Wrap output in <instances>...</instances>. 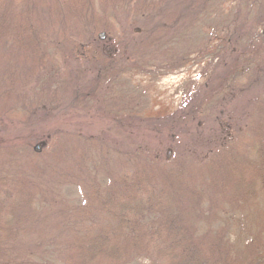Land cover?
Masks as SVG:
<instances>
[{"label": "trees", "instance_id": "obj_1", "mask_svg": "<svg viewBox=\"0 0 264 264\" xmlns=\"http://www.w3.org/2000/svg\"><path fill=\"white\" fill-rule=\"evenodd\" d=\"M219 1L179 0L180 11H176L170 7L171 0H0V52H10L11 56L26 62L24 78H13V81L26 82L35 71L49 69L53 71L51 77H56L59 66L53 54H60L64 49L60 47L63 36L56 35L54 24L69 27L70 21L75 22L73 25L80 21V25L89 24L91 32L100 30L110 36L111 18L123 16L127 23L131 21L138 28L133 32L132 27L129 31L123 30L122 37L129 42L128 46L124 40L111 50L98 48L91 56L93 69L98 56L108 63L102 77V65L97 75H94L96 70L94 77L90 75L95 81L89 87L95 89L104 75L110 74L113 80L135 62L134 56L145 57L158 42L151 36L167 28L173 29L185 20L193 25L202 23L208 14L222 11L225 4ZM245 1L253 15L260 0ZM43 8L52 16L51 25L45 22L43 15L39 16ZM135 15L138 19H134ZM221 18L224 32L229 26V15L222 11ZM240 18L247 21V15ZM103 35L96 40L98 47ZM235 35L234 28L224 57L234 53ZM149 36L151 47L139 45L142 38ZM134 39L136 44H133ZM214 41H209L210 52L205 56L211 62L221 59L219 45L215 46ZM159 45L163 47L167 43L159 41ZM83 48L78 45L70 56H76L79 51L84 57ZM259 50L264 51V42ZM140 59L141 68L149 66L145 59ZM183 63L172 62L159 70L170 72L173 64L179 70ZM261 63L259 71L264 72L263 57ZM64 65L67 66V62ZM232 76L233 72L230 81ZM207 85L196 91L193 108H184L182 114L167 118L172 121L170 124L175 122V127L187 130L191 117L194 129L201 131L205 124L212 123L203 117L212 103L204 98L205 89L211 87ZM16 86L23 88L19 94L12 91ZM26 87L28 85L14 83L4 91L0 86V102H4L0 106L1 119L13 116L14 121L26 127L33 122L29 117L32 113L46 116L47 106L38 111L33 110L34 104L26 106L24 114L18 111L5 114L13 109L3 108L5 104L22 96ZM215 124L221 125L218 134H222L223 124L218 120ZM31 134L30 141H34V130ZM259 134L247 143L232 139L217 149L212 158L200 157L197 165L180 159L176 150L174 156L152 157V160L126 154L118 170L108 171L102 180L89 176L86 181L80 179L81 164L55 169L52 165H58L59 160L55 152L45 151L39 155L42 151L36 147L32 155L30 152V156L25 157L22 164L25 169L14 179L0 170V264H131L142 258L162 264H264V241H252L238 248L229 229L231 212L254 209L264 199V134ZM198 139H201L200 133L194 135V141ZM30 141L24 143L29 146ZM1 152L11 158L20 157L14 149ZM88 154L80 149L76 157L83 160ZM36 164H40V168ZM47 177L57 180H51L52 187L44 191L42 183ZM68 184L79 187L81 201L73 203L64 198L59 187ZM228 208L234 210L229 212ZM47 221L54 224V233L41 229L40 225Z\"/></svg>", "mask_w": 264, "mask_h": 264}, {"label": "rangeland", "instance_id": "obj_2", "mask_svg": "<svg viewBox=\"0 0 264 264\" xmlns=\"http://www.w3.org/2000/svg\"><path fill=\"white\" fill-rule=\"evenodd\" d=\"M171 2V9L180 11L179 0ZM219 3L225 4L221 10L229 15L226 31H222L225 17L222 21V11H216L214 15L208 14L200 24L193 25L185 20L173 29L167 28L151 36L155 42L158 39L154 47H151L150 36L144 37L139 45L151 47L148 54L145 57L134 56L135 62L114 76L117 78L113 80L110 74L104 75L101 84L98 83L95 89L89 87L95 81L90 75L93 76L95 70L94 75H97L102 65V77L106 72L104 66L108 63L98 56L93 69L91 56L98 48L111 50L124 40L128 46L129 42L122 37L123 30L129 31L132 27L133 32L138 28L131 21L128 26L123 16L111 18L110 36L100 30L97 33L91 32L89 24L80 25V21L77 25L70 21L69 27L66 24H54L56 35L63 36L60 47L64 49L60 54H53L59 66L56 77H51V69L35 71L30 77L26 70L29 77L26 82L17 79L13 81V78H24L26 62L20 57L11 56L10 52L1 51L2 90L10 89L14 83L28 85L22 96L10 99V103L5 104L3 108L13 107L5 114L13 111L24 114V108L31 104H34L33 110L38 111L47 106V113L45 117L39 113L33 116L32 113L29 117L33 122L26 124V127L14 121L13 116L5 117V120L0 118V151L14 149L20 156L11 158L1 152L3 155L0 153V170L3 169L10 179H14L22 171L25 157L30 152L32 155L35 148L40 147L42 153L39 155L45 151H54L59 158L58 165H52L53 168L67 169L73 163H79L82 165L80 179L86 181L87 177L96 176L102 180L108 171L119 169L126 154H138L139 159L152 160V157L163 159L174 156L173 151L176 150L180 159L197 165L200 157L212 158L217 149L232 139H241L247 143L253 141L250 140L253 136L255 139L257 135H261L259 132L264 134V72L259 71L258 66L263 64L261 61L264 58V51L259 50L264 42V0L257 4L253 15L245 0H220ZM239 13L243 18L247 15V21H242ZM42 15L48 25L53 23L47 9H42L39 16ZM136 16L134 19H138ZM234 28L236 48L232 55L224 57ZM100 34H105V38H102V44L98 47L96 40ZM211 39H215V46L219 45L218 53L221 56V59L214 62L206 58V53L210 52ZM159 41H166L167 45L162 47ZM133 44H136L135 39ZM78 45L84 47L82 52L85 56L80 55L79 51L76 56H70ZM87 59L89 62H86ZM139 59H145L149 66L141 68ZM64 62H67V66ZM172 62H184L185 65L176 70L173 64L170 72L159 70V67ZM152 66L157 68H151ZM207 84L211 87L205 89L204 98L212 103L205 109L203 117L212 123L205 124L206 127L201 131L194 129L191 117L188 118L187 130L175 127V122L170 124L172 121L167 118L182 114L184 108H193L196 91ZM22 89L16 86L12 91L19 94ZM18 103L23 105L17 107ZM3 104V101L0 102V106ZM217 120L225 127L222 134H218L221 125L215 124ZM212 124L215 125L212 127ZM33 130L36 139L30 141ZM197 133L201 134V139L194 141ZM25 141H30L29 146ZM80 149L89 153L83 160L76 157ZM36 165L40 168V164ZM69 172L74 173V170L69 169ZM51 180L57 179H44V191H47V187H52ZM59 188L66 200L73 203L81 201L82 192L79 187L68 184ZM233 210L234 208H228L229 212ZM230 215L229 229L238 248H243L252 241H264V199L254 209H247L242 213L231 212ZM53 226L50 221L40 225L41 229L54 233ZM131 264L162 263L142 258Z\"/></svg>", "mask_w": 264, "mask_h": 264}]
</instances>
